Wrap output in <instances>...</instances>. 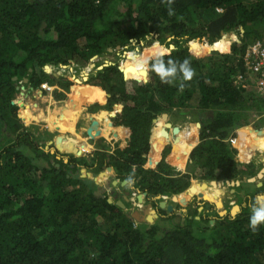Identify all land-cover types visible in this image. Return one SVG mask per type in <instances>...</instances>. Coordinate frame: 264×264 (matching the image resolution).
I'll list each match as a JSON object with an SVG mask.
<instances>
[{
    "label": "trees",
    "instance_id": "1",
    "mask_svg": "<svg viewBox=\"0 0 264 264\" xmlns=\"http://www.w3.org/2000/svg\"><path fill=\"white\" fill-rule=\"evenodd\" d=\"M132 40L151 43L144 58L126 54L127 77L118 63L82 83L44 70L82 78L85 70L63 65L88 64ZM257 40L264 41V0H0V264H264V223L255 231L249 223L264 184L252 183L250 193V183L238 186L251 199L235 215L205 214L208 187L261 168L235 160L228 140L264 107L247 64ZM169 61L177 72L162 79L155 68ZM25 78L52 95L58 111L64 103L114 112L109 124L126 132L127 147L89 161L57 159L22 121L15 98ZM163 113L200 122L199 142H164L165 132L154 130ZM184 159L192 172H182ZM103 176L121 192L96 194ZM122 187L151 205L148 218L134 216ZM172 195L177 206L158 207V196Z\"/></svg>",
    "mask_w": 264,
    "mask_h": 264
},
{
    "label": "crops",
    "instance_id": "2",
    "mask_svg": "<svg viewBox=\"0 0 264 264\" xmlns=\"http://www.w3.org/2000/svg\"><path fill=\"white\" fill-rule=\"evenodd\" d=\"M64 77L69 76L64 75ZM23 81L25 82V80ZM21 86H24V89H21ZM21 86H19L18 89L19 95H21L22 97L15 100V102H17L18 100L22 101L21 103L23 104V111L21 114V118L24 126L27 130H29V128L33 126H37L39 129L37 136H48L50 139L45 141V149L49 148L52 153H56L57 159L62 158L64 162H67L70 156L73 155L74 157H79L86 161H89L91 159H94L95 155L98 152L112 154L117 148L123 149L127 147L128 141L126 140V132H124L121 126L109 124V118L114 117V112L109 111L105 108L90 110L84 105L64 103L59 105L60 111H58L57 107L59 103L52 97V95L43 94L40 89H34L27 82H25V84ZM75 107L79 109L78 113L73 112V109H75ZM253 111V116L258 115L260 116V118L257 119L256 117H253L254 121L252 119V121L248 125L235 129V132L238 133H234V137L237 138V142L234 145V147L237 149V154L234 155V158L240 163H245L250 159H255L256 163H259V165H261L260 169H262L264 167V162L262 161V156L264 155V136H262V141H260V139L258 140L260 143H256L254 142L255 140H253L252 142L251 135L253 134V132H256L258 135L264 132V107L261 109H255ZM58 112L60 113V116ZM57 114L59 117H56ZM166 114V121L162 122L164 130L163 132H165V136L163 137L164 142L170 143L173 141V143H175L180 135H183V138H185L187 133H189L193 129H195L194 145L199 142V134L201 128L200 122L199 126L197 124L198 121L191 119L190 115L186 116V121H182V118L176 119V114L174 113ZM56 118L58 119V121L56 120ZM192 123L195 124V127L192 126ZM184 124H186L185 127L183 126ZM160 126L161 125H159L157 121L156 125H154V130L159 128ZM170 128L178 130L176 133L172 132L173 134H171L168 132ZM250 129L254 131H250ZM187 139L189 140V138ZM247 140H250V142H247ZM252 145H254V147ZM250 147L253 150L248 152V149H250ZM257 147L263 148V151H261ZM246 148L248 150L247 152ZM187 163L188 161L184 159L182 172H192L193 167L190 165H188L187 167ZM44 164L45 163L43 162L42 165ZM152 165V162L148 163V167H152ZM257 174L251 177H256ZM251 177H246L243 180H236L240 181L239 184H234L233 182L235 181H220L217 186L219 189L216 186L208 187V192L213 194V198L210 199L212 208L205 209V214H219L221 216L225 215L226 213H228V211L226 210V206L229 203H237V207H239L240 209L241 201L242 204H245V199H251V197L249 195H244L242 191H239L238 186L242 182L250 183L248 187H246V191H248L249 189L250 192H253L255 187L252 183H256L258 187L264 184V177L260 180L248 181V179ZM193 181H195V179H193ZM259 182H261L262 184L260 185ZM118 187L121 188L120 186ZM118 187L113 186L107 176H103L97 189H101L102 193L107 194L119 189ZM120 190L117 191L121 192ZM122 192H124L123 187ZM250 192L248 191L247 193ZM123 195L125 199H129V194L127 191H125ZM175 196L176 195L158 196L156 198L158 207H168L170 204L177 206L178 202H176L177 197L175 198ZM197 204L203 206L204 201L201 202L200 199H198ZM138 210H140V212H138L140 213L138 214V216L140 215L142 218H148L150 213L148 205L146 206L144 204ZM180 210L185 213L184 215L188 213V209L186 207L181 208ZM229 212L231 213L230 210Z\"/></svg>",
    "mask_w": 264,
    "mask_h": 264
},
{
    "label": "rangeland",
    "instance_id": "3",
    "mask_svg": "<svg viewBox=\"0 0 264 264\" xmlns=\"http://www.w3.org/2000/svg\"><path fill=\"white\" fill-rule=\"evenodd\" d=\"M151 42L150 41H144L143 43H141L140 45L138 44H135V45H131V46H126V47H123V48H112V50L110 51L109 49L102 55L100 56H96L95 58H93L88 64H84V65H81V64H78V63H75V62H72L70 65H64V67H67L68 69L70 68H74L75 72H82V71H86L87 75H91L93 72H96L98 69H100V67L105 64L106 62L108 63H118V67H122V64L124 61H127L126 59V54L127 53H134L136 55H141L143 58H144V53L146 51V49L148 48V45L150 44ZM146 64V62H145ZM91 65H93L94 67H92ZM50 66V65H49ZM52 67H59V66H53L51 65ZM147 68V66H146ZM148 72V70H147ZM48 73L50 74H53L54 76H64V75H68L69 77H71V74L70 73H64V74H57L56 72L54 71H49L48 70ZM134 79H137L139 81H144V82H147L149 80V75H148V80L145 81V79H140V78H134ZM25 84V82H20L19 83V86ZM24 91V90H23ZM26 91V90H25ZM22 96L21 95H17L15 100L21 98ZM158 123L159 125H161L158 129L161 130V132H163V121H166V119H162L161 117L158 118ZM177 124V122H176ZM182 125V124H181ZM184 127L186 126V124L183 125ZM192 126H195V124L192 123ZM183 127V128H184ZM29 130L33 131L34 134H38L39 132V129L38 127L36 126H33L31 128H29ZM250 131H254L252 129H250ZM253 133H256V132H253ZM257 134V133H256ZM263 134V135H262ZM45 136V135H44ZM181 136V135H180ZM183 136V135H182ZM262 136H264V132L261 133L260 135H256L255 137V141L256 143H260L258 140L260 139V141L263 140ZM186 138H189V140H194V135L192 134V131H190L189 133H187V135L185 136ZM45 141L49 140L50 138L48 136H45ZM175 161V160H174ZM44 161H39V160H35V163L38 164V165H42ZM221 194V193H220ZM238 204L237 203H229L227 206H226V210L227 211H232V209L234 207H237Z\"/></svg>",
    "mask_w": 264,
    "mask_h": 264
},
{
    "label": "built area",
    "instance_id": "4",
    "mask_svg": "<svg viewBox=\"0 0 264 264\" xmlns=\"http://www.w3.org/2000/svg\"><path fill=\"white\" fill-rule=\"evenodd\" d=\"M247 64H248V68L250 69L252 82L255 83L258 91L262 94V96H264V41L263 40H257L249 46ZM254 117H256L257 119L260 118V116L258 115H255ZM228 140L233 146L237 142V138L234 136H231ZM131 201L134 206H138L140 204L141 201L138 198V194L136 192L132 193Z\"/></svg>",
    "mask_w": 264,
    "mask_h": 264
},
{
    "label": "clouds",
    "instance_id": "5",
    "mask_svg": "<svg viewBox=\"0 0 264 264\" xmlns=\"http://www.w3.org/2000/svg\"><path fill=\"white\" fill-rule=\"evenodd\" d=\"M169 64L171 66L166 68L163 65V63H160L155 68V71L157 73H159V75L161 76L162 79L174 76L175 73L177 72L176 66L173 65L171 61H169ZM180 71L182 72L183 78L185 80L191 79V77L193 75V71L189 67H187L186 64L180 66ZM21 82H23V81H21ZM132 193H131V196H132ZM136 193L138 194V192H136ZM131 196L129 198L130 201H131ZM138 198H140L139 194H138ZM140 199H141L140 200L141 202H140V204L138 206H134L133 205L134 207H137L135 209V211H138V212H140V210H138V209H140L144 205L142 198H140ZM249 223H250V227L252 228L253 231L256 230V228H257V226L259 224L264 223V198L257 197L256 202H255V204L253 205V208H252V215L250 216Z\"/></svg>",
    "mask_w": 264,
    "mask_h": 264
},
{
    "label": "water",
    "instance_id": "6",
    "mask_svg": "<svg viewBox=\"0 0 264 264\" xmlns=\"http://www.w3.org/2000/svg\"><path fill=\"white\" fill-rule=\"evenodd\" d=\"M132 43L135 45L136 43H137V41L136 40H132ZM117 48H121L120 46H118ZM110 51L112 50V48H110L109 49ZM109 64H112V63H105V64H103L101 67H100V69L101 68H103L104 66H107V65H109ZM64 66V65H63ZM122 71H123V73H124V76L125 77H127V75H126V71L122 68V67H119ZM30 71L32 70L31 68L29 69ZM44 70L46 71V72H48V70H49V65H47V66H45L44 67ZM148 73V72H147ZM67 76V75H66ZM71 78L75 81V82H77V83H82L83 81H86L88 78H89V75H84V76H82V78H77V77H75V76H71ZM25 80V82H28V78H25L24 79ZM146 80H148V78L147 79H145V81ZM19 88V87H18ZM21 89H24V86H21ZM22 101L21 100H18L17 101V103H21ZM167 117V114L166 113H163L162 114V118H166ZM199 126H200V123L198 122L197 123ZM262 161L264 162V155L262 156ZM264 177V167L262 168V169H260V171L258 172V174H257V176L256 177H251V178H249L248 179V181H256V180H260V179H262ZM234 184L235 183H237V184H239L240 183V181H235V182H233ZM260 183V185L262 184L261 182H259ZM109 186V185H108ZM101 189H97L96 190V194H101ZM177 196H175V198H176ZM140 199V198H139ZM141 200V199H140ZM120 204L121 205H123L121 202H120ZM151 208V205H149V209ZM239 210V208H237V211ZM237 211L236 212H232L231 211V213H232V215H235L236 213H237ZM138 214H140V213H138V211H135V213H134V216L137 218V216H138Z\"/></svg>",
    "mask_w": 264,
    "mask_h": 264
},
{
    "label": "bare ground",
    "instance_id": "7",
    "mask_svg": "<svg viewBox=\"0 0 264 264\" xmlns=\"http://www.w3.org/2000/svg\"><path fill=\"white\" fill-rule=\"evenodd\" d=\"M258 148V147H257ZM258 149H260L261 151H263V148H258ZM251 150H253V149H251ZM237 208H239V207H234L233 209H232V212H236L237 211Z\"/></svg>",
    "mask_w": 264,
    "mask_h": 264
},
{
    "label": "flooded vegetation",
    "instance_id": "8",
    "mask_svg": "<svg viewBox=\"0 0 264 264\" xmlns=\"http://www.w3.org/2000/svg\"><path fill=\"white\" fill-rule=\"evenodd\" d=\"M162 130V128L160 129V131ZM174 161V160H173Z\"/></svg>",
    "mask_w": 264,
    "mask_h": 264
}]
</instances>
